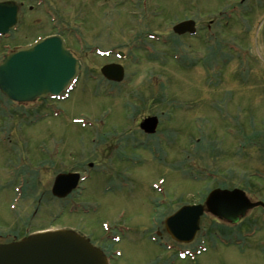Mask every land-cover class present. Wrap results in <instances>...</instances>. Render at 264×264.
Masks as SVG:
<instances>
[{"label": "rangeland", "instance_id": "rangeland-1", "mask_svg": "<svg viewBox=\"0 0 264 264\" xmlns=\"http://www.w3.org/2000/svg\"><path fill=\"white\" fill-rule=\"evenodd\" d=\"M0 1L24 2L20 22L0 36V61L61 33L83 63L65 100L16 103L0 91V222L72 228L97 247L113 232L112 264H264L262 207L231 222L205 206L202 224L220 227L230 244L208 233L195 259L173 253L202 245L200 232L183 243L164 230L168 251L145 231L158 212L163 222L205 205L216 188L264 202V0H147L146 11L128 0ZM187 19L198 33H175ZM113 56L125 73L116 87L101 73ZM154 116L149 134L141 124ZM79 169L78 189L55 197L56 177ZM118 222L133 230L121 233Z\"/></svg>", "mask_w": 264, "mask_h": 264}, {"label": "water", "instance_id": "water-1", "mask_svg": "<svg viewBox=\"0 0 264 264\" xmlns=\"http://www.w3.org/2000/svg\"><path fill=\"white\" fill-rule=\"evenodd\" d=\"M19 5L0 1V35H6L18 23ZM178 34L196 33L195 21L186 20L174 26ZM82 64L66 47L60 35H51L7 54L0 62V90L17 102H31L48 96L58 97L68 90L81 71ZM102 74L114 81L124 78L121 64H107ZM158 117H148L141 128L152 134ZM80 174H59L52 188L54 196L63 198L79 183ZM264 203L252 202L239 188L212 190L204 204L185 205L168 217L170 235L178 241L193 240L200 229L205 206L214 215L237 222L249 209ZM0 264H108L103 253L84 236L66 229L42 231L20 241L0 244Z\"/></svg>", "mask_w": 264, "mask_h": 264}, {"label": "flooded vegetation", "instance_id": "flooded-vegetation-1", "mask_svg": "<svg viewBox=\"0 0 264 264\" xmlns=\"http://www.w3.org/2000/svg\"><path fill=\"white\" fill-rule=\"evenodd\" d=\"M128 1L132 5H134L135 7H141L142 10H145V11L147 10V6H148L147 0H128ZM19 4H20V7L24 6V2L23 1H21ZM29 8L32 9L33 6H29ZM180 21H183V20H180ZM180 21H178V22H180ZM173 27H174V25H173ZM59 34H61V33H59ZM146 34L147 35L144 36V37H147V38L150 39L152 37V35L155 34V33L149 32V33H146ZM61 35L65 38L66 43H67V47H68V42L69 41L66 39V37L63 34H61ZM183 35H189V33H186V34H183ZM157 36L158 35H156V37ZM140 38H142V36H140L139 39ZM158 40H159V38H158ZM140 48L143 49V48H146V47H141L140 46ZM125 58H127V55H126V53L124 54V52H123V58L122 59H125ZM109 60L110 61L107 62L108 64L118 63V61H119L115 56L111 57V59H109ZM106 81H108V80H106ZM108 83H110V85H112L113 87H116V85L118 84V83L113 82V81H110V80L108 81ZM68 92H70V91H68ZM59 99L61 100L62 98H59ZM45 100L46 101H55L56 99L53 100L51 97H49V98H46ZM89 165L91 167L93 166L92 163H90ZM79 170H80L79 171L80 173L84 174L81 169H79ZM85 178L86 177H84L82 179V181H84ZM23 179H24V175H23ZM1 191H2V185H0V193H1ZM148 202H150V200ZM158 205H156V206L154 205V211L156 213L158 211V209H157V206ZM157 214H158L157 216H155V217L152 216V219H149V221L151 222L152 226H155L152 229V232H151V230L150 231L149 230H145V231H148L149 232V234L151 235L152 240L159 247H162V248H164V249H166L168 251L169 250L173 251L175 248L172 247V245H170L167 240L166 241H162V240L165 239V237H164V230L170 235V233L168 231V228H167V225H166V220L168 219L169 215L167 217L165 216L166 219H165V221L162 222V219H161L162 216L160 215L159 212ZM202 217H204V215ZM202 217H201V219H202ZM202 222L203 221L201 220L200 221V230H199L200 235L202 236V243H201L202 245L194 246V244H193V246H191V247L185 246L184 249H180L179 247H177L174 250L173 256H176V258H179L178 257V254H179V256H186L188 258L189 257L193 258L194 255L197 254L198 252H200L202 248H205V247H203L204 245H208L207 244V241H208V233L209 234L210 233L213 234L214 239H216V241L218 243L224 244L226 246L228 245L226 232H224L220 227H218L217 229H215V230L212 231V229H210L209 226H204L202 224ZM24 226H25V223L23 221H22V223L18 224V226H10L6 221L0 222V244H6V243H9V242H12V241L20 240V239L24 238L25 236H29L31 233H33V232L36 231V230L31 231L32 229L30 230V228H28L29 229V231H28ZM132 227H133L132 225H129V224L122 225L119 222L115 226V228H119V231L121 233H123V234H125V233L127 234V232L132 231L133 230ZM204 231H205V235H203V232ZM112 233L113 232H110L109 234L105 235V237H104L105 239L102 240V247L98 246L101 250H103L106 253V255H110L111 252H113L112 251V247H111L110 244H108V242L109 241H112V243H114L115 241H118L119 240V238L116 239L115 238V235H113ZM206 235H207V238H206ZM173 239L175 241H178L175 238H173ZM158 241H160V243H158ZM179 242H182V241H179ZM183 243H185V242H183ZM184 245H186V244H184ZM204 250L205 251H203V252H206L207 251V249H204ZM164 262L165 263H162V264H168L166 261H164ZM155 264H157V263H155Z\"/></svg>", "mask_w": 264, "mask_h": 264}, {"label": "bare ground", "instance_id": "bare-ground-1", "mask_svg": "<svg viewBox=\"0 0 264 264\" xmlns=\"http://www.w3.org/2000/svg\"><path fill=\"white\" fill-rule=\"evenodd\" d=\"M202 255V254H201Z\"/></svg>", "mask_w": 264, "mask_h": 264}]
</instances>
